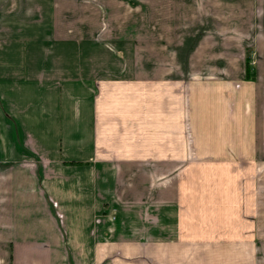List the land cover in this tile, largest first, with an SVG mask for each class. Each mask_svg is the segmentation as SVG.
<instances>
[{
  "label": "crops",
  "instance_id": "1",
  "mask_svg": "<svg viewBox=\"0 0 264 264\" xmlns=\"http://www.w3.org/2000/svg\"><path fill=\"white\" fill-rule=\"evenodd\" d=\"M0 264H264V0H0Z\"/></svg>",
  "mask_w": 264,
  "mask_h": 264
},
{
  "label": "trees",
  "instance_id": "2",
  "mask_svg": "<svg viewBox=\"0 0 264 264\" xmlns=\"http://www.w3.org/2000/svg\"><path fill=\"white\" fill-rule=\"evenodd\" d=\"M254 66L251 54H248L246 57V78L248 80H254Z\"/></svg>",
  "mask_w": 264,
  "mask_h": 264
},
{
  "label": "rangeland",
  "instance_id": "3",
  "mask_svg": "<svg viewBox=\"0 0 264 264\" xmlns=\"http://www.w3.org/2000/svg\"><path fill=\"white\" fill-rule=\"evenodd\" d=\"M252 51H253L252 48H248V49L246 50V55H248V54H252V53H251Z\"/></svg>",
  "mask_w": 264,
  "mask_h": 264
}]
</instances>
